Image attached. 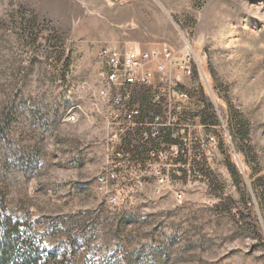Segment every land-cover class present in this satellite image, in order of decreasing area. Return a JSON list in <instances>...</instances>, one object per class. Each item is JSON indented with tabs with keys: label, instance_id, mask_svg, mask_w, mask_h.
I'll return each mask as SVG.
<instances>
[{
	"label": "rangeland",
	"instance_id": "1",
	"mask_svg": "<svg viewBox=\"0 0 264 264\" xmlns=\"http://www.w3.org/2000/svg\"><path fill=\"white\" fill-rule=\"evenodd\" d=\"M162 45L212 158L161 189L134 150L110 205L100 52ZM4 230L12 264H264V0H0Z\"/></svg>",
	"mask_w": 264,
	"mask_h": 264
},
{
	"label": "built area",
	"instance_id": "2",
	"mask_svg": "<svg viewBox=\"0 0 264 264\" xmlns=\"http://www.w3.org/2000/svg\"><path fill=\"white\" fill-rule=\"evenodd\" d=\"M100 53H107L109 70V78H104L108 92L100 91V100L107 105L105 157L112 164L97 180L108 186L107 203L123 201V188L113 185L118 171L114 164L126 155L133 157L134 150H149L161 189L179 187L184 173L200 177L196 166L212 158L211 136L186 125L189 95L172 76V70L191 74L190 55L179 62L165 45L124 53L105 48ZM148 103H155V110H148ZM142 183L139 177L133 180L134 186ZM174 200L181 203L183 194L175 193Z\"/></svg>",
	"mask_w": 264,
	"mask_h": 264
},
{
	"label": "trees",
	"instance_id": "3",
	"mask_svg": "<svg viewBox=\"0 0 264 264\" xmlns=\"http://www.w3.org/2000/svg\"><path fill=\"white\" fill-rule=\"evenodd\" d=\"M10 235L7 231L0 232V264H12V246L9 245Z\"/></svg>",
	"mask_w": 264,
	"mask_h": 264
},
{
	"label": "bare ground",
	"instance_id": "4",
	"mask_svg": "<svg viewBox=\"0 0 264 264\" xmlns=\"http://www.w3.org/2000/svg\"><path fill=\"white\" fill-rule=\"evenodd\" d=\"M101 58H103V60L105 61V63H106V60H107V53H102L101 54ZM104 78H109V70H106L105 72H104ZM105 81H106V79H105ZM101 92H108V87H106L105 89H101L100 90ZM99 94H100V92H99ZM148 110H155V103H148ZM211 141H212V145H215V140L214 139H211ZM106 150H107V148H106ZM104 171V170H103ZM103 175V174H102ZM99 182L102 184V185H104V180H99ZM158 186H161V184H159V180H158ZM101 187V186H100ZM103 188H105L104 186H103ZM107 188V187H106ZM159 188H161V187H159ZM106 191V190H105Z\"/></svg>",
	"mask_w": 264,
	"mask_h": 264
}]
</instances>
